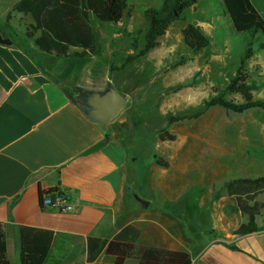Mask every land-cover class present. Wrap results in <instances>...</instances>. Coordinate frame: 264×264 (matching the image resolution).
Masks as SVG:
<instances>
[{
	"label": "crops",
	"instance_id": "crops-1",
	"mask_svg": "<svg viewBox=\"0 0 264 264\" xmlns=\"http://www.w3.org/2000/svg\"><path fill=\"white\" fill-rule=\"evenodd\" d=\"M18 1L0 0V24L10 15L13 31L22 25L26 37L33 19L14 11ZM251 2L264 19V0ZM119 24L107 25L110 41L119 36L114 32ZM260 39L263 47L248 61L251 70L254 66L260 70L258 78L264 83V38ZM105 50L84 60L54 61L28 38L25 46L0 45V223L7 228L12 263L20 264L22 226L72 236L70 253L62 264H109L104 252L93 262L87 261L88 238L111 241L133 226L140 232L138 246L185 252L191 264H264V230L233 234L220 211L226 197L214 210L213 232L198 231L195 238L186 226H178L181 220L175 216L181 214L184 221L187 209H179L183 214L174 207H160L149 215L140 212L135 202L143 201L134 198L127 187L126 149L114 140L118 115L104 124L93 123L68 95L72 89L103 91L109 86L111 73L122 64L113 65L105 56L114 50ZM54 188L70 194L74 211L60 213L41 207L39 192ZM259 196L257 200L264 203ZM257 223L263 225V218L260 223L257 218ZM203 233H209L208 240L201 237ZM124 264L140 261L129 258Z\"/></svg>",
	"mask_w": 264,
	"mask_h": 264
},
{
	"label": "rangeland",
	"instance_id": "rangeland-1",
	"mask_svg": "<svg viewBox=\"0 0 264 264\" xmlns=\"http://www.w3.org/2000/svg\"><path fill=\"white\" fill-rule=\"evenodd\" d=\"M128 3L129 11L114 29L117 39H108L111 29L107 25H97L100 42L105 44L103 51L114 50L113 55L105 57L115 66L135 54V40L139 48L144 46V10L160 7L163 0ZM221 4L222 0H198L158 39L156 52L134 60L125 69L118 67L109 82L127 98L115 119L114 140L126 149L129 192L143 201L136 200L135 205L148 215L160 207L187 209L184 221L178 211L175 216L181 220L178 226H186L192 238L198 231L213 232L214 210L227 195V181L264 175V110L239 114L215 106L192 117L201 110L204 100L229 85L248 47L249 36L234 31ZM189 23L202 25L210 38L209 47L198 53L191 52L184 43L183 30ZM17 27L14 39L25 46V27ZM262 44L263 39H256L252 48L256 51ZM49 58L57 61L54 56ZM243 67L251 76L248 82L262 84L257 66L253 71L245 61ZM225 99L244 102L236 93L225 94ZM254 99L264 100V88L254 92ZM171 116L190 117L168 124ZM161 130L175 135V139L162 141ZM158 159L167 166L158 165ZM260 195L259 200L264 202V193ZM262 218L258 217L259 223ZM201 237L208 240L209 233Z\"/></svg>",
	"mask_w": 264,
	"mask_h": 264
},
{
	"label": "trees",
	"instance_id": "trees-1",
	"mask_svg": "<svg viewBox=\"0 0 264 264\" xmlns=\"http://www.w3.org/2000/svg\"><path fill=\"white\" fill-rule=\"evenodd\" d=\"M197 1L163 0L160 7L146 8L144 46L139 48L135 40L132 44L135 54L126 58L121 68L156 48L159 45L158 39ZM222 4L235 32L249 36L248 47L242 56V64L229 85L218 95L204 100L201 110L192 117H197L215 106L239 114L251 109L264 110V100L253 98V91L264 87V83L248 82L249 75L244 72L243 67L245 61L254 55L255 50L252 47L255 40L264 37V19L251 0H222ZM14 11L32 17L33 23L27 28L26 37L34 42L42 54L58 59L84 60L103 52L97 25L101 27L122 22L129 11V3L128 0H19ZM10 18L8 15L6 22L0 24V45L18 47L9 23ZM183 37L185 45L193 53H198L210 45L209 36L201 26L194 23L186 26ZM39 66L42 70L45 69L41 63ZM227 93L241 95L244 102L235 103L225 99ZM188 117L190 116H171L168 124ZM159 137L162 141L175 139V135L167 130H161ZM156 163L167 166L162 159H158ZM224 187L227 196L220 204V211L226 223L231 225L233 234L244 236L264 230V224L257 223L259 216L263 217L264 222V203L257 200L264 193V175L232 179ZM58 192L55 188L40 191V203L45 194L56 195ZM244 216L247 221L242 220ZM6 231V225L0 223V264H13L8 257ZM139 234L137 228L128 226L111 241L88 238L87 261L93 262L104 252L105 261L109 264H124L129 258L139 259L140 264H191V258L185 252L138 246ZM20 240V264H62L73 244L72 236L67 234L26 226L20 227Z\"/></svg>",
	"mask_w": 264,
	"mask_h": 264
},
{
	"label": "water",
	"instance_id": "water-1",
	"mask_svg": "<svg viewBox=\"0 0 264 264\" xmlns=\"http://www.w3.org/2000/svg\"><path fill=\"white\" fill-rule=\"evenodd\" d=\"M68 95L86 117L96 124H104L113 120L127 102L125 96L110 86L103 91L72 89Z\"/></svg>",
	"mask_w": 264,
	"mask_h": 264
},
{
	"label": "built area",
	"instance_id": "built-area-1",
	"mask_svg": "<svg viewBox=\"0 0 264 264\" xmlns=\"http://www.w3.org/2000/svg\"><path fill=\"white\" fill-rule=\"evenodd\" d=\"M40 205L42 208L54 209L60 213L74 211L76 207L70 194L60 191L56 195L45 194Z\"/></svg>",
	"mask_w": 264,
	"mask_h": 264
}]
</instances>
